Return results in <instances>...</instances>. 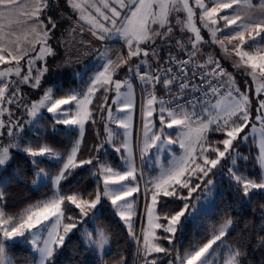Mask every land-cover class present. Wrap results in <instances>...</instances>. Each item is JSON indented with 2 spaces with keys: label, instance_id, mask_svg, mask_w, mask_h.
<instances>
[{
  "label": "snow or ice",
  "instance_id": "6c2138e0",
  "mask_svg": "<svg viewBox=\"0 0 264 264\" xmlns=\"http://www.w3.org/2000/svg\"><path fill=\"white\" fill-rule=\"evenodd\" d=\"M66 4L77 17L67 30L72 40L78 34L76 25L82 22L88 25V32L99 41L116 37L122 39L127 55L117 53L114 60L110 50L105 49L98 57L104 61L103 71H97L88 78L86 89L64 91L60 86H53L43 89L38 101H26L21 85L42 88V80L49 72L47 57L56 55L49 40L57 23L48 13L59 7V0H0V65L4 66L0 68V138L7 137L8 141L5 143L0 139V264H15L11 250L17 244L28 247L30 264H56V254L65 246L69 234L78 229L79 224L85 223L84 218L89 217V223L93 225L100 219L104 207L102 200L110 201L115 214L127 226L128 234L137 246L136 254L143 258L144 264H157L155 258L149 259L154 253H174L168 264H242L241 257L245 253L241 246L228 244L225 240L233 228L231 217L218 227L213 226L206 242L190 244L186 249H169L160 241L167 240L174 245L176 234L183 231L186 223L196 220L198 215L188 211L190 205L187 202L179 211L163 216L157 211V206L162 198L168 197L189 201L192 193L200 190L202 184L203 193L210 196L213 180L208 179L204 183L205 178L225 158L231 161L232 166L227 169L228 177L235 182L237 196L242 204L251 203L253 195L264 194V171L257 181L236 167L238 159L248 160V156L240 153L238 147L246 145L252 137L253 144H258L259 149L256 161L264 170V0H258L257 3L253 0H66ZM21 23L27 25L23 43L21 36L13 30L14 24ZM177 28L181 33L188 34L186 40L183 36L175 38ZM202 29L208 30L211 43L219 45L226 55L238 58L233 67L244 69V74L250 76L252 83L257 85L254 98H250L248 91H241L233 75L211 54L202 63L198 62L203 55L202 45L207 43L201 35ZM79 34H83V28ZM158 40L169 45L174 41L179 52L188 58L177 59L169 48L165 66L158 63L156 70L152 71L148 57L151 55L157 61L160 60ZM60 42L65 43L63 39ZM80 43L90 45V42L83 40ZM24 44L28 47H24ZM133 57L143 58L134 68L129 67L128 72L134 73L147 92L142 109L141 158L153 148L157 155L174 144H179L183 150L180 156H173L168 161L167 167L161 166L160 174L149 181L152 187L146 189V194L150 193V204L146 206L147 223L141 228L140 235L134 230L135 199H129L139 192L138 184L133 183L137 177L130 158L126 161L127 169L123 171H117L106 163L98 165L93 175L102 177L103 189L101 191L98 188L94 197L86 199L75 192L66 194L57 187L47 199L28 205L17 215L8 214L4 210V189L13 179H19L18 169H14L11 176L5 175L13 159L11 149L25 153L31 158L34 168L38 169L34 174L36 179L32 181L34 186L41 179L48 178V173L39 168L40 161L36 158L60 156L48 144L33 146L29 142L21 147L25 125H32L41 110L46 109L52 114L54 125L68 126L65 134L78 130L79 138L73 144L63 167L52 178L53 185L59 186L75 168L93 164L95 158L77 162L76 156L84 125L89 121L95 123L89 106L93 104L97 92L107 93L114 88L116 95L112 103L121 104L120 111L132 107L131 81L114 80L113 76ZM190 65L196 69L191 74ZM85 75L84 71L74 73L81 79ZM196 76L200 77V84L193 83ZM158 85L163 87L169 99L157 96ZM124 86L128 88L127 93L120 91ZM57 91L63 94L57 95ZM209 95L216 98L215 103H210L207 99ZM103 99L104 103L99 105L101 111L104 110L107 96ZM253 99L256 101L255 106ZM13 104L17 108L23 106L30 119L23 123L14 120L12 110L6 106ZM154 113L159 119L158 130H155L157 125L152 119ZM108 119H116L111 108H108ZM130 119L128 116L118 121L126 131L124 142L115 149L117 152L121 148L130 151L127 140ZM255 121H259V129ZM250 123L249 133L241 135ZM166 129H176L175 138ZM105 130L108 132L107 142L111 143L112 132L107 126ZM258 131L260 136L257 142L255 134ZM210 132L222 133L224 138L213 144L209 141ZM219 145H222V149ZM213 155L215 158H211ZM194 179L199 183L193 184ZM182 190H187V196L182 194ZM66 205L79 209L78 217L66 216ZM65 220L68 222L65 223ZM157 230H162L166 235H158ZM80 234L86 249L100 256L99 264H107L103 256L108 254L106 249L111 242L110 234L98 225L91 231L86 228ZM260 244L264 246V237L260 238ZM120 264H125L123 257Z\"/></svg>",
  "mask_w": 264,
  "mask_h": 264
},
{
  "label": "trees",
  "instance_id": "16d2710c",
  "mask_svg": "<svg viewBox=\"0 0 264 264\" xmlns=\"http://www.w3.org/2000/svg\"><path fill=\"white\" fill-rule=\"evenodd\" d=\"M48 15L52 16L53 20L57 23V28L54 30L52 39L49 43L52 45L55 56L47 57V66L49 72L42 80V88L33 89L27 85H21L22 93L26 101H36L43 93L46 87L60 86L67 91L74 89L80 91L87 86L88 78L92 76L95 71V56L98 54L93 42L87 37L86 34L80 35L81 26L85 30L83 24L76 25L77 35L75 40H72L68 35V29L76 21V14L72 12L66 4V0H59V7ZM63 17V18H61ZM68 17H71L69 19ZM42 19L44 17H41ZM61 39L65 43H61ZM90 42V45L82 44L80 41ZM117 45L119 44H110ZM39 45H37V48ZM100 48V46L98 45ZM107 47V46H106ZM87 50V53H86ZM121 53L124 50L120 48ZM84 52V53H83ZM172 53H180L178 49L171 50ZM160 60L153 59L151 62L152 71L160 64L164 57L168 55V51L159 53ZM217 60L221 61L225 69L233 75L237 85L244 90L242 82V75L240 72L233 71L228 65V62L218 52L214 56ZM68 61V63H65ZM92 61V62H90ZM204 61V60H202ZM22 64L24 61L21 62ZM59 65V67H58ZM39 66V64L37 65ZM87 66V68L85 67ZM84 71L86 75L83 79L74 76V73ZM116 76V75H115ZM10 79H16L11 77ZM159 86V85H158ZM159 86V94H161ZM63 93L57 91V95ZM107 93L103 91L97 92L93 99V104L90 106L92 116L95 123L89 121L85 126V133L79 149L78 158L91 157L95 158L92 167L87 165L77 167L72 170V174L68 176L67 180L61 181V192L72 194L76 191L81 192L84 198L94 197L97 189L98 182L92 175V169L96 168L97 161H105L104 158L108 157V161L114 165L117 158L113 154H106L101 151L102 141V112L99 105L104 102V96ZM13 112V119H18L21 123L28 120V115L23 106L17 108L15 104L6 105ZM248 128V127H247ZM245 128L244 135L247 133ZM63 125L56 124L48 114L42 113L39 118L33 122L32 125H25V131L22 133L24 139L21 141V147L29 142L33 146L48 144L56 152L60 154L58 160H50L47 157H37L40 161L39 168L46 169L51 175L58 173L61 169L63 161L72 147L76 138V131H68ZM222 133L210 132L209 141L215 144L216 141L223 139ZM7 143V137H2ZM252 137L246 145L241 144L238 151L245 156L248 160H237L240 172L248 176L250 179L259 181L261 176V168L256 161L258 149L256 144H253ZM105 143V142H104ZM104 146V145H103ZM222 149V145H219ZM107 150V149H106ZM105 150V151H106ZM13 159L8 165L6 176H11L14 169L19 170V179H13L12 182L4 189L5 202L4 210L8 214L17 215L21 213L28 205L41 200L43 197L49 195L52 191V182L47 181L40 184L37 188L33 187L32 181L35 179V172L38 170L31 164L30 159L25 153L19 152L16 149H11ZM109 153V149L107 150ZM106 155V156H105ZM214 156V155H213ZM212 156V157H213ZM95 165V166H94ZM230 184L233 186L230 187ZM235 182L224 178L220 183V189L214 201V204L206 213H201L194 221L185 224L182 232L176 234L174 245H167L166 240H161L160 243L166 248L186 249L190 244H202L210 238L213 226H219L225 219L231 217L233 219V228L225 237L228 244H239L244 251L241 257L242 264H264V246L260 244V238L264 237V194H256L252 196V201L249 204H242L237 196V190L234 186ZM186 190H182L184 194ZM182 200L176 198H162L158 204V212L161 216L165 213H174L179 211L182 207ZM102 215L100 219L96 220L98 226L103 227L111 236V242L108 246L107 255L103 259L107 264H120L123 257L125 264H144L142 257L136 254V243L129 236L128 231L121 224L117 218L113 208L108 202H103ZM66 212L74 210L71 205H66ZM136 234L138 235V226L136 227ZM160 235H166L160 232ZM14 254L15 264H28L31 257L27 246L17 244L12 250ZM161 259L157 260V264H164V260L169 259L170 256L160 253ZM153 254L152 257H156ZM99 258L92 251L87 250L86 246L82 243L81 237L77 233L70 235L66 240L65 246L56 254V264H99Z\"/></svg>",
  "mask_w": 264,
  "mask_h": 264
},
{
  "label": "rangeland",
  "instance_id": "374dc122",
  "mask_svg": "<svg viewBox=\"0 0 264 264\" xmlns=\"http://www.w3.org/2000/svg\"><path fill=\"white\" fill-rule=\"evenodd\" d=\"M206 2H207V0H206ZM253 2L257 3L258 0H253ZM225 11L230 12L231 10H225ZM198 16H199V10L197 9V24L199 26ZM82 24L87 29V30H85L83 28V34L87 35V37L93 42V44L96 45L95 46L96 50H98V54L95 56V59H94L95 63H96L94 73L97 71H103L102 65H103L104 61L99 60L98 57H99L101 52L105 51V49L110 50L111 58L114 60L116 59V54L121 53L119 46H117V45L113 46L110 44H112L114 42L117 43L120 41L121 48L124 50V53H121V54H123L125 56L127 55V48L124 46V41L122 39H120L119 37H116V38H113L111 40L99 41L88 32V25L84 24V23H82ZM79 27L82 28L81 26H79ZM109 27H110V25H109ZM18 35L21 36V43H23V35H21V34H18ZM187 35L188 34H186V33H181L178 28L175 30V38H180L181 36H183V38L186 40ZM201 35L204 37V40L207 43H204L202 45L203 55L199 58V61L205 60L209 54H211L212 56H215L216 52L221 54L222 57L228 62V65L233 69L234 72L237 71V72L241 73L242 80L240 79V81L242 82L245 89L242 90L237 85V83H236V85L241 89V91H248L250 98H254L255 97V88L257 87V85L252 83L250 76H247L244 74V69L237 70L236 68L233 67V63L236 60H238V58L235 57V55H231V56L226 55L221 50L219 45L211 43V37H210L207 29H202ZM29 39H31V37H29ZM98 45L100 46V48L98 47ZM157 45L159 46V49H158L159 53H161L163 51L164 52L168 51L169 48L171 50L177 49L174 45V41L171 45H169V44L163 43V42L158 40ZM157 45H154V46H157ZM26 46H27V44H26ZM229 47L231 48V45H229ZM86 53H87V50H86ZM142 58L143 57H141V58L133 57L132 60H130L128 64L124 65L123 67H121L116 72V74H115L116 76L115 75L113 76V79L118 78L122 81H125V80L131 81V86H132L131 104H132V107L130 109H125L124 111H120L119 109L122 105L112 103V101L115 99L116 94H115L114 90H111L107 94V102H106L104 110L102 112V141H103L104 146L101 147V151L106 152V154H110V155L113 154L117 158V161L114 165H112V163H110V160L108 161V157H105L104 158L105 161L95 162L96 168L92 169V175H93V172L97 171V167L100 163H106L109 166L113 167L117 171H123V170L127 169L126 161L129 158L133 161V164H134L135 169H136V177H137L136 181L133 183L138 184L139 192L134 193L133 197H130L129 199L130 200L135 199V213L136 214L133 216V222H134V226H135L134 227L135 231H136V227L138 226V233H139L138 236L141 233V228L144 225H146V223H147V221H146V206L148 204H150V193L146 194V189H150L152 187V185L149 183V181L152 180L153 178L157 177L160 174L161 166L167 167L168 161H170L173 158V156H180L182 154V151H183L182 149H180L179 144H174V145L169 146V148H167L164 152L159 153L158 155H157L155 148L150 149L149 152L146 155H144L143 159L141 158L142 157V148H143V119H144L143 114H142V109H143L144 104L146 103L147 92L144 90L143 83L139 79L136 80L133 76V73L128 72V68L129 67L134 68V66L136 64H138L140 59H142ZM153 59H156V58L152 57L151 55L148 57V61L150 64L152 63L151 61ZM90 62H92V61H90ZM2 67H4V66L0 65V68H2ZM93 74H92V76H93ZM245 81H247V84L245 83ZM86 87L84 89H86ZM46 88H48V87H46ZM120 91H121V93H127L128 88L126 86H124L120 89ZM156 94L158 97H161V94H159V86H157V88H156ZM42 95H43V93H42ZM40 97L36 101H38L40 99ZM93 99H94V97H93ZM213 103H215V101ZM255 103H256V101H255V99H253V105L254 106H255ZM64 107L67 108L69 106H64ZM108 108H111L112 115L114 118H116L115 120H109L108 119ZM73 110H75V109L73 108ZM42 113L48 114L50 117H52V114L48 113L46 111V109H42L41 114ZM40 115L38 116V118L40 117ZM128 116L131 117V119L129 121L130 127L127 130V132H128L127 140H128L129 146H130V151H127V150H124L123 148H121V151L117 152L115 149L117 147H120L122 145V143L124 142L125 131H126L124 128L120 127V124L118 121H119V119H123V118L128 117ZM254 116H255V107H253V120H254ZM29 119H30V117H28V120ZM152 119L154 120L155 124L157 125V128L155 130H158V127H159L158 115L156 113H154V116ZM33 122H35V121H33ZM255 123H256L257 129H259L260 128L259 121H255ZM63 126L65 129H67V127H68L65 125H63ZM85 126H86V124L84 125V133H85ZM105 126H107V128L110 129L112 132L111 143L107 142L108 132L105 130ZM250 129H251V123L249 124V126L247 128V133H249ZM74 131H76V138L74 140V143H75L77 141V139L79 138V132H78V130H74ZM166 131L172 133L173 137L175 138L176 129H166ZM84 133H83V136H84ZM259 136H260V133L258 131L255 134V139L257 140V142L259 140ZM81 142H82V139H80V145H81ZM256 146L258 149V144H256ZM72 147H73V145H72ZM72 147L70 148L68 154L71 152ZM79 149H80V146H79ZM106 149L107 150L109 149V153L107 152ZM68 154L66 155L64 161L67 159ZM78 154H79V151L77 152V156H76L77 162L82 161V160L93 159L91 157L79 159ZM258 154H259V149H258ZM211 158H215V157L213 156ZM47 159L58 160L59 158H47ZM64 161H63V163H64ZM93 162H94V159H93ZM83 166H85V165H83ZM83 166H81V167H83ZM87 166L92 167V165H87ZM231 166H232L231 161L229 159H227V158L223 159L221 161V165L218 166L217 169H213L212 173H210L209 176L207 178H205V181H204V183H206L208 179L213 180L214 187H213L212 194L210 196H206L202 191L203 186H204L202 184L200 190H197L196 192L192 193V197L189 201H183L182 200L183 201L182 207H183V204L185 202H187L190 205L189 210H188L189 212L196 213L197 215H199L201 213H206L210 209V207L214 204V201H215L216 196L219 192L220 183L222 182V180L224 178L229 179L227 169H228V167H231ZM62 167H63V164H62L61 168ZM236 167H238V163H237ZM262 171H264V170L261 169V174H262ZM46 172L48 173V178L47 179H41L40 181H38L37 185H35V186L33 185L34 188H37L40 184H43L47 181L52 182V178L58 174V173H56L54 175H51L48 170H46ZM93 177L99 184L98 188L102 191V189H103L102 177H100L98 175L97 176L93 175ZM125 183H128V182H125ZM195 183H199V181L194 179L193 184H195ZM57 187H58L59 191H61L60 185L56 186V185H53V183H52L51 193L49 195L43 197L41 200L47 199L48 197L52 196L53 192L57 190ZM75 193L81 194V192H79V191H76ZM183 195L187 196V190ZM198 197H199V199H197ZM168 198L171 199V198H175V197H168ZM103 202H108L109 205L111 206L110 201L102 200V203ZM71 206H72V208H74V210H69L67 212L65 211V215L66 216L71 215L73 217H78L79 209H76L75 206H73V205H71ZM197 210H201V211L197 212ZM157 211H158V206H157ZM114 212H115V210H114ZM186 215H187V213H186ZM90 216H91V213H90ZM117 218L119 219V216H117ZM84 221H85V223L78 225V229L73 230V233H77L81 237V239H82V236L80 233L84 229L87 228L89 231H91L97 225L96 222H95V225L89 223V217H85ZM119 221L124 226V228L127 230V226L124 225L123 221H121L120 219H119ZM67 222L68 221L65 220V223H67ZM160 232H163V231L157 230L158 235H160ZM73 233H70L69 236ZM45 235H46V233H45ZM141 239H142V237H141ZM166 244L171 246V244H169L167 240H166ZM169 249H171V248H169ZM106 250H108V246H107ZM224 254L226 255V251H224ZM96 255L100 259V256L98 254H96ZM170 255L171 254H169L167 256H170ZM161 256H163V255H161L159 253L156 255V257H149V259L155 258L156 260H159V259H161ZM173 257H174V254H172L169 257V259L164 260V264H168V261L173 259ZM28 264H30V263H28Z\"/></svg>",
  "mask_w": 264,
  "mask_h": 264
},
{
  "label": "built area",
  "instance_id": "2783aa9c",
  "mask_svg": "<svg viewBox=\"0 0 264 264\" xmlns=\"http://www.w3.org/2000/svg\"><path fill=\"white\" fill-rule=\"evenodd\" d=\"M172 54L175 55V56L177 57V59H187V58H188L186 54L181 53V52H180V53H177V54H175V53H172ZM167 58H168V55L165 56L164 59H163V61L160 63L161 66H165V65H164V62L167 61ZM198 62H201V63H202V61H198ZM219 62H220V64H221V66H222L223 68H225L224 64H223L221 61H219ZM167 66H173V65H167ZM173 67H174V66H173ZM156 68H157V67H156ZM156 68H154L153 71H155ZM192 70H196V69H194V66H193V65H190V66H189V74H191V71H192ZM197 71H198V70H197ZM133 76H134V78H135L136 80L138 79V78L135 77L134 73H133ZM193 83H195V84H200V77H199V76H196V77L193 79ZM204 87H207V85H204ZM160 88H161V91H162V93H161V97H163L165 100L169 99V96L165 93V90L163 89V87L160 86ZM175 91H176V89L173 88V92H175ZM222 91H223V90H222ZM197 95H200V93H197ZM207 99L210 101V103H213V102L215 101L216 98H214V97H212L211 95H209V96L207 97Z\"/></svg>",
  "mask_w": 264,
  "mask_h": 264
},
{
  "label": "crops",
  "instance_id": "0c3cea01",
  "mask_svg": "<svg viewBox=\"0 0 264 264\" xmlns=\"http://www.w3.org/2000/svg\"><path fill=\"white\" fill-rule=\"evenodd\" d=\"M21 19H23V17H21ZM13 30L14 31H16L17 32V34H21V35H23V33L27 30V25L26 24H23V23H21V24H19V25H13ZM120 46H121V44H120V41L119 42H117ZM117 43H112V44H117ZM24 47H28V45L26 46V44L24 45ZM121 48V47H120ZM118 79V78H117Z\"/></svg>",
  "mask_w": 264,
  "mask_h": 264
},
{
  "label": "water",
  "instance_id": "95a60500",
  "mask_svg": "<svg viewBox=\"0 0 264 264\" xmlns=\"http://www.w3.org/2000/svg\"><path fill=\"white\" fill-rule=\"evenodd\" d=\"M114 80H120V79H117V78H114ZM122 81V80H121ZM113 90H114V88H113ZM115 91V90H114Z\"/></svg>",
  "mask_w": 264,
  "mask_h": 264
}]
</instances>
